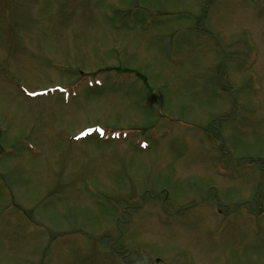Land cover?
I'll return each instance as SVG.
<instances>
[{
    "label": "rangeland",
    "instance_id": "374dc122",
    "mask_svg": "<svg viewBox=\"0 0 264 264\" xmlns=\"http://www.w3.org/2000/svg\"><path fill=\"white\" fill-rule=\"evenodd\" d=\"M0 264H264V0H0Z\"/></svg>",
    "mask_w": 264,
    "mask_h": 264
}]
</instances>
